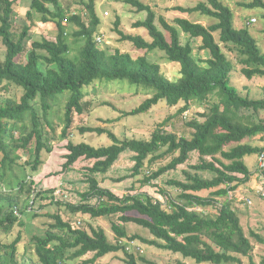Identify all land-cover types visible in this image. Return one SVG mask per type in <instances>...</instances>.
Here are the masks:
<instances>
[{
  "label": "trees",
  "instance_id": "16d2710c",
  "mask_svg": "<svg viewBox=\"0 0 264 264\" xmlns=\"http://www.w3.org/2000/svg\"><path fill=\"white\" fill-rule=\"evenodd\" d=\"M20 1L28 3L25 16L29 20L35 14L40 17L41 24L56 25L54 41H31L30 26L26 25L15 37L12 32V27L16 26L15 4ZM248 1L240 6L260 10L264 21V0ZM123 3L135 9L136 13H147L145 20L135 22L132 27L145 29L150 40L124 33L117 28L119 23L116 22L115 32L119 41L129 42L137 51L150 53L157 49L163 52L169 63L178 64L180 68V77L176 81L166 79L159 64L149 61L146 55L133 57L119 50L107 54L101 49L96 42V37L100 36L97 32L101 21L96 14L94 0L83 4L86 22L82 14L65 13L59 0H0V42L5 48L4 58L0 61V86L13 84L22 89L18 101L3 99L0 103L1 167L17 161L19 156L16 153L19 150L26 151L34 141L33 159L27 164L32 171L38 172L43 164L41 153L52 151L42 123L53 109L49 99L69 92L62 107L64 128L60 137L67 140L62 171H71L80 159L92 161L93 164L86 168L88 190L80 194V203L61 204L60 200L51 197L50 205L55 204L66 208L71 214H82L92 219L117 218V222L111 224L116 239L112 243L102 228L91 225L84 227L79 223L75 227L57 213L48 214L46 217L50 224L45 234L32 238L38 263L67 264L68 261L82 259L92 253L90 259L80 264H94L104 256L121 252L124 264H156L132 253L134 241L140 240L143 244L173 255L180 254L182 259H191L195 264H242L243 259L255 264L252 259L254 246L250 239L264 246V237L255 232H251L250 237L246 236L228 195L247 184L254 175L245 165L244 158L256 155L258 170V158L264 155V120H252L253 114L264 112V98L251 100L231 85L234 64L223 46L236 54L237 63L241 66L240 75L249 81L264 79V53L260 51L248 26L241 29L234 27L233 11L221 0H199L191 8L175 6L166 9V12L185 16L198 13L209 17L214 22L207 26L202 25L200 19L191 22L181 16H175L173 24H170L162 15L157 18L153 7L140 0H123ZM65 19L77 27L72 36L83 41L76 60L69 57L68 33L65 30L69 24L64 22ZM156 19L161 28L157 26ZM181 33L191 39H201L200 50L207 52L208 57L205 60L195 58L191 43H181ZM214 33H218V41ZM110 81H127L151 92V97L138 107L124 112L125 117L146 114L161 101L168 107L181 104L178 110L180 114L193 107L204 106L214 95H217L218 101L209 103L204 112L199 114L202 121L194 119L187 122L191 130L189 136H178L159 126L147 140H121L109 129L83 126L78 128L81 135H106L111 144L101 147L84 142L74 144L69 139L72 136L70 129L74 115H83L85 112L84 88L96 82L108 84ZM17 125L22 131L15 140L13 134ZM257 135H263L262 146L248 143ZM13 141L15 144H10ZM127 151L133 154L131 177L139 176L146 164L149 166L148 175H143L140 181L143 187L187 163L192 153L198 155L199 162L182 171V180L167 182V186L178 192L174 198L167 197L166 202H160L146 193L129 192L119 197L100 187L96 176L107 174ZM163 159H169L168 163L156 171L150 168ZM201 172L212 176L202 178ZM262 173L264 175V170ZM27 181L19 183L16 189L7 191L3 188L0 192V200L9 205V211L0 217V231L8 232L16 222L24 225L17 219L23 211L18 207L15 194L26 191L27 199L31 198L33 190L30 187L24 190ZM204 191L210 192L208 197L200 196L199 193ZM39 194L42 195V192ZM162 194L166 195L165 192ZM223 197L227 198L223 203L215 199ZM31 200L34 203V197ZM28 203L25 204L27 209L33 208ZM210 208L216 211L214 215L206 212ZM27 213L30 212L27 210ZM39 216L38 213L34 214V217ZM128 224L146 230L152 239L137 235L129 237L124 227ZM19 241L20 237L11 244L0 241V264H19L16 254ZM176 262L187 264L181 260ZM260 264H264V258Z\"/></svg>",
  "mask_w": 264,
  "mask_h": 264
},
{
  "label": "rangeland",
  "instance_id": "374dc122",
  "mask_svg": "<svg viewBox=\"0 0 264 264\" xmlns=\"http://www.w3.org/2000/svg\"><path fill=\"white\" fill-rule=\"evenodd\" d=\"M90 0H59L60 7L67 14H82L83 19L86 22V9L84 3H88ZM145 4L153 7V11L158 18L162 15L166 18L167 22L173 24L172 20L175 16L185 17L188 20L198 21L204 26L210 25L214 21L206 16H201L198 13L180 15L174 12H166V9L181 6L184 8L194 7L199 0H140ZM225 5L229 6L233 11V25L237 29L249 27L251 35L257 41V45L262 53H264V34L262 29L264 28V21L261 18L260 10H249L242 8L240 4L249 2L248 0H221ZM95 11L99 17L101 24L97 34L102 38L100 47L107 54H113L116 50L120 52L128 53L133 57L146 55L148 60L159 64L163 76L170 81H176L179 77V66L175 63H169L163 52L160 50H154L150 53L135 50L134 46L129 42L119 41V37L115 32V23L118 22V29L124 33L132 34L134 36H142L147 41L150 40L147 31L143 28L134 29L132 25L137 21H143L146 18V12L136 13L135 9L123 3V0H94ZM28 3L26 1H20L15 4L16 26L12 27V32L17 38L21 33L23 25L30 26L29 35L31 41H41L46 39L54 41L57 28L54 23L41 24L39 22L40 17L33 15V19L29 20L25 13L28 10ZM251 18L256 21L253 23ZM250 23L248 24V21ZM69 24V23H66ZM156 24L159 28L158 19ZM68 33V45L70 47L69 57L76 60L78 54L83 45L81 39H76L72 36L73 31H77V27L73 24H69L66 27ZM168 37V36H167ZM214 38L218 41V33H214ZM181 43L185 44L190 42L193 48V55L195 58L205 60L208 55L207 52L201 51V39H191L188 36L181 33ZM30 41V42H31ZM30 44V43H29ZM224 52L228 55V58L234 64V71L231 75L230 83L235 87L242 96H247L251 100L264 98V79L245 80L240 75L241 66L237 63L236 54L230 53L225 46H223ZM5 54V48L0 42V61L3 60ZM24 62L23 59H21ZM96 82L91 86L84 88L86 97V109L83 115H74L73 126L70 129L72 134L69 138L74 144L87 143L93 147L108 146L111 141L106 135H96L95 133H85L81 135L78 131L80 127H102L111 130L119 139H141L147 140L150 138L151 133L159 126L166 132H172L178 136H189L190 129L187 127V122L194 119L203 120L199 114L204 112L205 107L209 103L217 102V95L210 97L208 102L204 106L193 107L188 112L180 114L178 110L181 108V104L175 107H168L161 101L154 106L148 113L141 114L134 117H125L124 112H130L138 107L144 100L151 97V92L147 89H143L142 86L131 85L127 81H110ZM22 95V89L16 87L13 84H3L0 86V103L3 99H12L18 101ZM69 96V92H65L55 98H50L49 101L52 106V112L48 114L46 121L42 120L43 129L46 137L49 139V145L52 147L50 153L43 151L41 153V159L43 164L38 168V172L32 171L31 166L27 163L31 162L32 150L35 142L32 141L26 151L19 150L16 154L19 159L12 164H6L5 167H1V161L3 160V154L0 152V192L5 188L7 191L16 189L17 185L21 182H26L24 190H33L31 198L27 199V193L24 191L22 194L16 193V200L18 201V207L23 211V214L18 220H21L24 225H20L17 222L13 225L8 232L0 231V241L3 244H11L20 237L17 249V262L19 264H39L37 257L34 254V245L32 242L33 236H43L47 230L50 220L46 217L48 214H59L64 221H69L73 226H77L78 223L84 227L92 226L94 228H102L109 241L114 242L115 236L112 233L111 224L117 222V218L107 217L92 219L82 214H71L66 208L53 204L50 205L51 197L56 201L60 200L61 204H78L81 202L80 194L88 190L87 170L93 162L80 159L77 161L71 171H62V165L65 162L64 154L66 153L65 145L67 140H62L60 137L61 130L64 128L63 124V110L64 99ZM59 99V100H58ZM57 101V102H56ZM41 112V109L38 108ZM252 120L258 122L264 120V112L253 114ZM51 127H49V125ZM28 121L26 122V125ZM20 126H16V131L13 134L16 140L20 136L22 131ZM263 135H257L250 139L248 143L253 146H262ZM9 141V139H7ZM10 144H15L14 141ZM132 153L128 151L123 153L111 170L105 175H97L96 179L100 187L106 188L113 192L115 195L122 197L125 194L131 192V194L146 193L152 196L154 199L160 202H166L167 197L174 198L177 195V190L167 186L169 180H182V171L188 169L190 165L197 164L199 162L198 155L192 153L190 159L182 166H179L175 171H171L157 181L153 182L149 186H142L140 181L143 179V175H148L149 166L146 164L145 169L139 176L131 177L132 167L134 165L132 161ZM169 159H163L155 162L150 168L156 171L161 166L167 164ZM244 163L251 173H254L251 180L242 186H240L235 192L229 193L228 199H231V206L237 212L240 217L241 226L246 234L250 237L251 232H255L264 237V197L262 192L264 191V182L260 178L257 172V156L250 155L244 158ZM4 168V169H3ZM202 178H210L212 175L207 172L200 173ZM124 179V180H123ZM123 180V181H119ZM53 191L54 193H50ZM60 192V197H55L56 192ZM42 192V195L39 194ZM165 192L166 195L162 194ZM9 194V193H7ZM200 196L208 197L210 192L204 191L199 193ZM6 195V194H3ZM32 197L35 201L32 203ZM218 202L223 203L227 198H215ZM54 200V201H55ZM246 200H250V204ZM33 205V208L27 209V203ZM28 203V204H29ZM95 203V201H92ZM26 204V205H25ZM40 209V207H42ZM9 205L6 201L0 200L2 217L9 211ZM26 209V212L24 210ZM27 210L30 213H27ZM200 211V209H197ZM208 214L214 215L216 213L213 209L206 211ZM40 214L39 217H34V214ZM129 237L137 235L144 239H152L148 232L136 225L128 224L124 226ZM254 246L252 252V259L255 264H260L264 258V246L258 244L253 238L250 239ZM132 253L137 257H144L147 260L153 261L156 264H177L176 261L181 260L187 264H195L191 259H182L180 254H172L167 251L148 246L143 244L140 240L134 241L132 246ZM93 256L92 253L87 254L82 259L68 261L67 264H80L83 260H88ZM123 254L121 252L116 254H109L104 256L94 264H124ZM138 264H143L139 262ZM242 264H249L247 259H243Z\"/></svg>",
  "mask_w": 264,
  "mask_h": 264
},
{
  "label": "built area",
  "instance_id": "2783aa9c",
  "mask_svg": "<svg viewBox=\"0 0 264 264\" xmlns=\"http://www.w3.org/2000/svg\"><path fill=\"white\" fill-rule=\"evenodd\" d=\"M253 23L256 21L255 19H252L251 20ZM64 22L65 23H67L66 22V19L64 20ZM96 42L98 43V44H100V42L102 43V38H101V36H97L96 37ZM263 170H264V155H261V156H259V158H258V174H259V176H260V178L263 180V182H264V175H263ZM54 196L57 198V197H60L61 196V193L58 191V192H56L55 194H54ZM262 196L264 197V191L262 192ZM247 201V203H249L250 204V200H246ZM33 203V202H32Z\"/></svg>",
  "mask_w": 264,
  "mask_h": 264
}]
</instances>
